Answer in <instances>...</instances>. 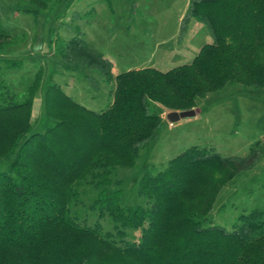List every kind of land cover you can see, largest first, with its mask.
I'll return each mask as SVG.
<instances>
[{
    "label": "trees",
    "instance_id": "16d2710c",
    "mask_svg": "<svg viewBox=\"0 0 264 264\" xmlns=\"http://www.w3.org/2000/svg\"><path fill=\"white\" fill-rule=\"evenodd\" d=\"M191 20L210 42L165 71L114 75L77 25L71 37L51 41L65 70L95 73L84 74L91 87H110L98 110L52 82L53 70L43 82L38 73L25 79L21 91L0 76V264H264V208L242 213L230 229L209 215L219 189L259 160L257 149L237 157L190 146L140 175L141 204L123 201V171L159 135L164 109H190L228 84L264 88V0H188L181 34ZM16 43L0 24V54ZM1 61L22 67L20 58ZM38 89L44 114L34 127Z\"/></svg>",
    "mask_w": 264,
    "mask_h": 264
},
{
    "label": "rangeland",
    "instance_id": "374dc122",
    "mask_svg": "<svg viewBox=\"0 0 264 264\" xmlns=\"http://www.w3.org/2000/svg\"><path fill=\"white\" fill-rule=\"evenodd\" d=\"M18 4L36 12L18 10ZM187 4L188 0H49L38 5L32 0H0V24L17 36V43L0 54V76L14 91H21L25 79L38 73L43 82L53 70L52 82L65 86L62 90L76 102L98 110L110 87L104 83L99 90L91 87L84 74L95 73L65 70L51 41L71 37V29L77 25L82 37L112 61L114 75L145 66L165 71L191 62L211 40L203 24L195 20L181 34L180 20ZM3 56L20 58L22 67L5 68ZM192 108L194 116L174 123L166 120L164 109L161 116L166 121L159 135L141 149L134 168L123 171V201L141 204L136 192L140 175L156 172L190 146L210 147L222 156L237 157L257 149L259 160L219 189L209 211L212 223L230 229L242 213L264 208V88L228 84L196 99ZM43 114V90L38 89L31 113L34 127ZM108 226L105 219L104 229ZM139 233L135 231L136 236Z\"/></svg>",
    "mask_w": 264,
    "mask_h": 264
},
{
    "label": "water",
    "instance_id": "95a60500",
    "mask_svg": "<svg viewBox=\"0 0 264 264\" xmlns=\"http://www.w3.org/2000/svg\"><path fill=\"white\" fill-rule=\"evenodd\" d=\"M196 114L195 109H186V110H181V111H169L166 113L165 117L166 120L169 121V123H174L179 121L182 118H186V117H192Z\"/></svg>",
    "mask_w": 264,
    "mask_h": 264
},
{
    "label": "crops",
    "instance_id": "0c3cea01",
    "mask_svg": "<svg viewBox=\"0 0 264 264\" xmlns=\"http://www.w3.org/2000/svg\"><path fill=\"white\" fill-rule=\"evenodd\" d=\"M58 70H59V69H58ZM66 87H67V86H66ZM61 88H62V89H65V86H63V87L61 86ZM69 96H71V95H69ZM71 97H72V96H71ZM34 100H35V98H34ZM33 102H34V101H33Z\"/></svg>",
    "mask_w": 264,
    "mask_h": 264
}]
</instances>
